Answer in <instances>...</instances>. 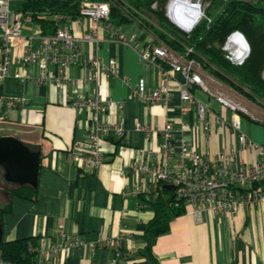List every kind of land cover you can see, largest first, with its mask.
Returning <instances> with one entry per match:
<instances>
[{"label":"crops","instance_id":"1","mask_svg":"<svg viewBox=\"0 0 264 264\" xmlns=\"http://www.w3.org/2000/svg\"><path fill=\"white\" fill-rule=\"evenodd\" d=\"M227 1L213 0V3L217 2L223 8ZM186 19L189 25L192 24ZM112 22L125 36L135 35L139 48L147 43L156 44L155 36L138 23H122L120 18L113 16ZM71 26L73 33L83 39L92 23L77 17L71 20ZM40 31L39 25L33 22L25 26L23 37L9 44L10 76L0 85V96L25 97L27 100L24 107L0 111V137L19 138L44 155L38 187H32L36 194L33 201L15 196L12 191L22 186L7 182L3 169L0 171V208H12L1 221L3 241L28 239L35 250L33 264H39L53 244H64L63 234L72 239L80 238L85 243L73 247L66 256L58 257L56 264H264V207H243L237 214L226 216L206 212L201 221L185 213L171 214L169 230L147 240L145 230L155 216V201L129 193L136 179L128 174L127 166L135 151L143 148L158 150L160 131L168 122L178 124L185 119L193 123V132L187 136L202 157H213L238 146L231 128L216 119L215 116H219L213 110V98L202 89L193 88L197 100L209 108L207 121L211 129L204 131L194 123L196 107H192L188 117L182 116L176 87L182 80L181 75L174 79L168 77L156 65L144 63L139 48L118 43L100 30L98 54L105 62L116 59L121 76H103L98 90L103 97L113 101H127L123 110L117 115L112 110L108 117L112 122L119 121L120 116L126 118L127 133L123 142L105 143V162L99 171H80L70 162L67 153L74 141H87L89 114L74 110L70 103L94 87L80 82L84 71L78 66L69 71L76 82L66 86L37 84L28 79L30 75H38V67L23 68L18 59L23 54L25 39ZM81 46L83 57L93 54L95 47L92 44L83 41ZM5 57L0 37V63ZM123 76L129 83L123 81ZM140 84L147 91L169 86L170 102L146 107L137 97L128 100L133 88ZM136 123L149 125L155 132L146 137L134 130ZM242 131L250 141L264 144L263 124L244 119ZM242 157L247 163L257 159L256 153L251 151H244ZM100 234L121 237L120 246L93 250L91 245ZM148 244L151 254L147 252Z\"/></svg>","mask_w":264,"mask_h":264},{"label":"built area","instance_id":"2","mask_svg":"<svg viewBox=\"0 0 264 264\" xmlns=\"http://www.w3.org/2000/svg\"><path fill=\"white\" fill-rule=\"evenodd\" d=\"M16 0H0V37L3 42L4 61L0 63V85L10 76L11 52L9 44L23 37L26 25L33 24L31 13L22 11L12 12ZM177 1V2H176ZM249 1V0H246ZM181 4L183 12H179L172 0L168 7L169 18L182 32H191L181 28L177 22L185 11L200 13L197 23L202 19H211L203 12V0H185ZM183 3V2H182ZM127 6V5H126ZM113 8L132 20L130 14L121 9L118 0H83L80 8V19H88L92 23L91 30L83 39L78 38L71 26V18L57 16L58 23L51 34H34L25 39L24 51L18 59V64L25 68L31 65L38 67V75L28 76L37 83H52L66 86L76 82L70 76V69L78 66L84 71L80 82L93 85L94 90L75 97L70 106L78 112L89 114V129L87 141L76 140L69 149L67 156L70 162L80 171L97 172L105 162L104 145L108 141L123 142L127 133L126 118L120 116L119 121L109 120L111 111L117 115L124 109L127 101H113L103 97L98 85L103 76H121L120 66L116 59L105 62L98 54L100 45L99 31L111 35L118 43L134 49L139 48L138 38L134 35L125 36L112 22ZM138 23L139 21H134ZM143 29L145 27L141 26ZM239 32L233 33L227 40L224 51L227 59L234 65H242L247 56L235 57L236 45L232 38ZM87 42L95 48L93 54L83 57L81 43ZM141 60L146 64L156 65L165 75L174 79L181 75L177 89L181 100L183 118L189 116L192 107L195 109V122L204 131H210L207 121L209 108L197 100L193 88H200L208 93L223 108L231 112V120L224 125L231 128L236 136L238 146L219 153L213 157H202L191 144L188 134L193 132V123L182 120L175 124L166 123L160 131L161 142L156 151L146 148L137 149L133 159L127 166L128 174L136 179L129 190L130 194L140 197L158 198L163 195L166 186H174L173 198L169 203L171 209H184L185 214L201 221L204 213L211 212L215 216L235 215L243 207H264V144H258L248 139L242 131V120L264 125V106L250 100L215 76L207 72L195 59L191 58L192 48L185 54L179 53L164 44H149L138 49ZM123 81L129 83L127 77ZM77 84V83H76ZM172 92L169 86L147 91L143 84L134 87L128 100L134 97L146 107L167 105ZM25 97L0 96V111L5 108L24 107ZM134 130L151 137L154 128L142 123H136ZM244 151L256 153L254 163H247L242 157ZM64 244H53L39 264H56L58 257L67 255L75 246L84 244L80 238H69L63 234ZM121 237L100 234L94 245L96 247L116 248L121 244ZM0 264H10L0 257Z\"/></svg>","mask_w":264,"mask_h":264},{"label":"trees","instance_id":"3","mask_svg":"<svg viewBox=\"0 0 264 264\" xmlns=\"http://www.w3.org/2000/svg\"><path fill=\"white\" fill-rule=\"evenodd\" d=\"M82 1L26 0L21 11L31 13L33 21L41 28L40 34L47 35L54 32L58 23L57 16L62 15L71 19L79 17ZM161 2L163 1L118 0L121 9H125L132 20L139 21L141 26L151 31L154 27L146 19L155 16L160 21V26L174 37L173 40L168 41L171 49L185 54L188 48H192L191 58L207 72L250 100L264 106V6L256 3L255 0H228L211 22L202 19L189 34H186L178 31L165 16V11L152 9L154 4L160 5ZM112 15L120 18L122 23L133 22L115 8ZM154 31L157 33L156 30ZM235 32L242 33L250 45V54L242 65L232 64L223 50L228 38ZM161 36L167 38L164 34ZM12 193L32 201L36 196L35 189L30 186L16 188ZM164 194L166 197L163 196ZM163 195L154 203L155 216L145 230L147 240L169 230L171 214L185 213L184 209L175 210L169 207L174 195L172 190L165 188ZM11 210V206L0 208L1 228L2 218ZM147 252L151 254L150 244L147 245ZM34 255L35 250L28 239L3 241L0 245L1 259L10 264H33Z\"/></svg>","mask_w":264,"mask_h":264},{"label":"water","instance_id":"4","mask_svg":"<svg viewBox=\"0 0 264 264\" xmlns=\"http://www.w3.org/2000/svg\"><path fill=\"white\" fill-rule=\"evenodd\" d=\"M195 13V12H193ZM185 14H188L185 11ZM184 14V15H185ZM192 18L194 16H191ZM180 18V17H179ZM198 19L193 20L189 29L194 28ZM248 46V56L250 45L242 33L239 34ZM44 155L39 151L32 150L19 138L13 136L0 137V169L4 171V179L18 186L38 187L39 171L41 159ZM167 189L175 190L174 186H166ZM156 202V198H153ZM3 242V229L0 227V245Z\"/></svg>","mask_w":264,"mask_h":264},{"label":"rangeland","instance_id":"5","mask_svg":"<svg viewBox=\"0 0 264 264\" xmlns=\"http://www.w3.org/2000/svg\"><path fill=\"white\" fill-rule=\"evenodd\" d=\"M26 0H16L13 5H12V12H19L22 10L23 5L25 3ZM163 2H161L160 5L158 4H154L152 9L154 10H159V11H165V16L168 18V20L172 23L171 19L169 18V14H168V7L171 3L172 0H162ZM178 1H185V0H178ZM189 1H194V0H189ZM212 1V2H211ZM211 2V5L208 7V3ZM256 3H260L264 6V0H255ZM222 5H218V3L216 2L215 5H213V0H203V12H206L207 17L211 19V21L214 19V16L218 15V13L221 11ZM184 18V19H183ZM148 21V23L152 24V26L154 27V30L157 31V33L154 30H150V33H152L155 36V40L157 42V44H164L169 46L170 44L168 43L169 40H173L174 37L168 33V31H166L165 29H163L160 25V21L155 18V16L150 17L149 19H146ZM201 21V20H200ZM199 21V22H200ZM182 25L181 26L183 29H185L186 27H189L190 25L187 22V19L185 17V15L182 17V21H181ZM198 22V23H199ZM196 23V25L198 24ZM195 25V26H196ZM194 26V27H195ZM176 27V26H175ZM178 29L179 32H182V30H180L178 27H176ZM186 30V29H185ZM192 31V30H191ZM190 33V32H189ZM188 33V34H189ZM162 34H164L167 38H162ZM187 34V33H186ZM248 42V41H247ZM235 45V44H234ZM170 47V46H169ZM236 49H238V47L236 46ZM224 50V47H223ZM225 53V52H224ZM227 55V52L225 54V56ZM213 70H216L215 67H212ZM210 73V72H209ZM213 110L214 112H216L218 114V116L222 119H224L225 121L229 122L231 120V112L229 110H227L226 108H222L221 106H219L216 102V100H213ZM251 123V122H250ZM1 171V169H0Z\"/></svg>","mask_w":264,"mask_h":264},{"label":"bare ground","instance_id":"6","mask_svg":"<svg viewBox=\"0 0 264 264\" xmlns=\"http://www.w3.org/2000/svg\"><path fill=\"white\" fill-rule=\"evenodd\" d=\"M184 3H185L184 1H178V3H176L177 7H179V9H177L179 12H183L182 11L183 9L181 8V4L184 5ZM187 13L188 14H185V16L191 21V23H193V20L198 19L199 15H200V13H196V12L195 13L187 12ZM191 16H194V17L192 18ZM181 21H182V16L177 19V22L179 25L183 26L181 24L182 23ZM189 27H186L185 29L188 30ZM232 43L238 47V49H236V51L234 52L235 57L240 59V58H243L244 56L248 55V51H249L248 46H247L246 42L244 41V39L240 35L233 37Z\"/></svg>","mask_w":264,"mask_h":264}]
</instances>
